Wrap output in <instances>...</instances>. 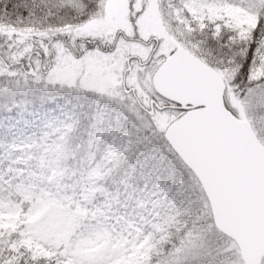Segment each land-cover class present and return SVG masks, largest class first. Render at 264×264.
<instances>
[{
	"label": "rangeland",
	"instance_id": "obj_1",
	"mask_svg": "<svg viewBox=\"0 0 264 264\" xmlns=\"http://www.w3.org/2000/svg\"><path fill=\"white\" fill-rule=\"evenodd\" d=\"M87 2L90 5L85 9L91 14L78 12L73 0L35 1L31 8L24 6L28 12L16 21L19 27L0 21V103L10 104L7 109L0 107V182L12 177L5 165L27 163L26 155L30 156L31 150V154L37 153L33 149L44 150L40 158L44 165L50 156L63 155L61 148L66 139L70 138L75 146L79 141L74 143V134L86 123L82 119L79 122L75 114L79 112L83 117L87 106L92 120V138L82 135L87 136L85 156L80 160L77 156L83 164L77 211H69L70 205L63 203L66 190L56 175L33 174V183L22 194L23 200L30 202L27 214L19 215L18 210L0 204V233L5 225L22 221L24 239L14 246L18 253L49 259L55 250L61 255L55 264H111L118 253L127 251L124 235L100 237L109 226L100 214L96 215L104 227L95 235L89 234L86 227L80 230L79 223L90 214L88 207L94 199L91 187L103 178L106 167L129 153L133 154L131 159L145 154L128 179L120 183L122 193L116 201L120 205L124 200L133 208L130 221L135 228L149 233L148 239L153 241L156 229L151 225L157 217L165 215L168 208L181 209L183 204L192 203L196 223L191 228L181 224L176 236L192 238V243H210L216 252L210 264H243L236 244L215 228L199 180L165 140V133L180 116L176 112L149 116L120 87L127 63L131 62L128 78L136 79L141 102L143 96L154 97V74L176 50L184 48L231 83L236 102L227 98V109L240 122L248 123L264 146L263 51L257 54L255 71L248 77L244 72L245 86L238 87L234 82V59L218 56L206 46L219 43L224 49L226 45L220 40L225 34L228 51L220 53L227 56L236 46L257 44L263 50L264 30L257 28V4L250 0ZM67 7L72 15L63 17ZM62 17L69 21L54 23ZM255 35L260 36L256 43ZM25 183L17 189H23ZM40 186L49 193L54 191V196L38 192ZM36 192L33 203L31 198ZM156 258L150 264H158Z\"/></svg>",
	"mask_w": 264,
	"mask_h": 264
},
{
	"label": "water",
	"instance_id": "obj_2",
	"mask_svg": "<svg viewBox=\"0 0 264 264\" xmlns=\"http://www.w3.org/2000/svg\"><path fill=\"white\" fill-rule=\"evenodd\" d=\"M157 92L191 112L165 139L195 173L211 204L216 227L235 239L245 264L264 257V147L247 123L226 109L224 81L184 49L154 78Z\"/></svg>",
	"mask_w": 264,
	"mask_h": 264
},
{
	"label": "trees",
	"instance_id": "obj_3",
	"mask_svg": "<svg viewBox=\"0 0 264 264\" xmlns=\"http://www.w3.org/2000/svg\"><path fill=\"white\" fill-rule=\"evenodd\" d=\"M35 1L36 3H50L52 0H0V21H9V23L15 24L16 27H19V24H16V21H19V17L22 13L23 16H25L28 12V9L27 12H25L24 6L28 5V8H31L32 4H35L33 3ZM73 1V5H75L78 12L82 10H84V12H87L85 7L90 5L87 2L88 0ZM63 10V17H65V15H72L71 13L68 14L70 8L67 7ZM89 13L91 14L93 12L88 11L87 14ZM63 17L61 20L54 21V23L57 25L66 24L67 21H69L67 20L68 17L66 19H64ZM254 18H256L255 15ZM257 28L264 30V7L261 13H259L257 16ZM221 38L222 40H220V42L226 45L224 49L219 46V43L215 46H210L206 43V46L208 49L214 51L215 53L217 52L218 56L226 58L230 57L234 59V63H236V70H234V82L238 85V87H243L245 86V73L248 77V75H251V73L255 71L254 63H256V59L258 57L257 54H261V51H263L264 54V49L262 50L261 46L257 44L249 45L247 48H239L238 46H236L238 50L236 48H230V56H227L225 55V53L220 52L228 51V37L225 36V34H222ZM258 38H260V36L255 35V43ZM231 88L233 92H235L232 85ZM3 103L4 102L0 103L1 108L7 109L10 105L8 101L4 103L5 105H3ZM87 110L88 106L83 114V117L79 112L75 114V117L79 122L81 119L82 121L85 120L83 122H86L82 123L84 127H82L81 129L77 128V131L74 134V143L76 141H79L76 143L79 147L80 143L82 144V146H84V142L87 139V136L83 137L82 135H88L90 139L92 138V131H90V128L92 126L91 114L89 115ZM4 112L5 111L3 110V114ZM65 142L66 144L62 145L61 148L62 153L63 155H66L67 153L71 154L70 151L73 148L72 141L69 138L66 139ZM132 156L133 154L129 153V155L127 154L122 157L123 159L120 158L119 160L112 161L111 165L106 167L107 169H105L103 178L99 180L97 185L94 187V190L99 196H102V194L111 193L109 191L112 190L114 191L112 193H115L114 188H118L120 182H122L123 179H128V175H130L131 172H133V170L136 168L135 164H137V161L139 163V161L144 158L145 154L142 156V158L138 157L137 159H131ZM50 162L52 165L55 164L54 168L66 174L72 175L77 174L78 172V167L73 164L72 160L69 158L68 161H66L60 156V154L57 155V157L53 156L50 159ZM110 167L112 168L110 169ZM123 167H125L127 170H121V168ZM194 206L195 205L192 203L183 204L181 209H177L175 206H173L172 208H168V212H166L165 215L157 217L156 221L151 225L156 229V232L153 235V241H149V233L147 235L135 228V223H131L130 218L126 217L125 214L124 216H121V211H119V209L117 208L114 215L110 217L111 223L109 224L113 229H120V233H122L123 230V233H119V235H124V239L128 247H126V252L122 250L120 253H118V255H116L112 259L111 264H150L152 258H156L155 256L158 257V259L156 258L158 264H210L211 262H213V256L216 254V252L212 250V247H210V243L207 244L204 241L192 243V238L191 240H189L185 237L180 238L176 236V232L181 227V224L185 223L186 228L194 227L196 220L195 216L191 213V209ZM104 211L105 210L101 208V212ZM16 223L17 224L11 223L9 225H5V231L0 233V264H55V260H60L61 255L55 250L52 251L53 255L49 259L47 257L41 259H33L29 255H24L23 253H18L17 251H15L14 246L18 247L19 243H21V241L24 239V229L21 226L22 221H18ZM93 223L94 224L92 228L89 230L91 235H95L97 230H101L103 228L102 224L99 225L101 221H98L96 219ZM110 235L111 233L108 231V233H101L100 237L109 238ZM157 242L160 244H156ZM32 244L36 245V242L33 241Z\"/></svg>",
	"mask_w": 264,
	"mask_h": 264
},
{
	"label": "flooded vegetation",
	"instance_id": "obj_4",
	"mask_svg": "<svg viewBox=\"0 0 264 264\" xmlns=\"http://www.w3.org/2000/svg\"><path fill=\"white\" fill-rule=\"evenodd\" d=\"M127 81H128V79H127V75H125L124 76V78H123V84H122V88L124 89V88H126V83H127ZM131 84H133V82H134V79H132L131 81ZM132 89V88H131ZM137 90V89H136ZM131 92H134V91H132L131 90ZM137 92H138V90H137ZM134 95V94H133ZM151 108V107H150ZM177 109V108H176ZM178 110V109H177Z\"/></svg>",
	"mask_w": 264,
	"mask_h": 264
}]
</instances>
